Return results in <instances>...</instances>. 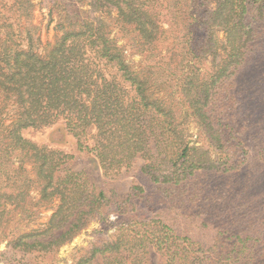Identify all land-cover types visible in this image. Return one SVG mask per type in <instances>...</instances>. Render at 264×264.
<instances>
[{
	"label": "trees",
	"instance_id": "trees-1",
	"mask_svg": "<svg viewBox=\"0 0 264 264\" xmlns=\"http://www.w3.org/2000/svg\"><path fill=\"white\" fill-rule=\"evenodd\" d=\"M44 1L62 9L67 25L60 24L41 56L29 0H0V13L8 16L0 33V243L6 241L0 262L53 264L60 247L91 222L107 225L116 215L129 219L111 234L95 230L89 254L74 264H147L148 245L165 264H264V138L258 139L257 173L219 112L226 97L233 99L231 77L248 63L264 30V0H177L174 10L169 0ZM113 12L121 30H132L122 44L99 15ZM175 13L172 22L164 18ZM14 15L27 17L23 30ZM164 35L170 42L161 46ZM134 55L140 60L131 62ZM209 57L211 68L203 73ZM12 97L18 114L8 124ZM189 120L203 142L188 138ZM58 123L107 176L142 159L140 172L158 191L150 194L141 184L122 194L97 191L68 165L73 154L24 135ZM17 151L23 158L15 165ZM26 159L36 171L40 200L55 204L44 228L20 232L39 216ZM153 201L160 206L153 216L132 218Z\"/></svg>",
	"mask_w": 264,
	"mask_h": 264
},
{
	"label": "rangeland",
	"instance_id": "rangeland-1",
	"mask_svg": "<svg viewBox=\"0 0 264 264\" xmlns=\"http://www.w3.org/2000/svg\"><path fill=\"white\" fill-rule=\"evenodd\" d=\"M168 6L173 10L177 8V0H169ZM30 20L38 27V35L40 36V44L38 53L41 56H45L48 49L55 42L57 36L61 33L59 29L60 24H66L63 21L64 13L61 8L47 7V3L44 0H29ZM210 3V2H209ZM89 6L87 4L81 6L79 12L82 16L87 15ZM177 13V11H176ZM176 13L173 17L170 15L164 16L168 22L173 18H179ZM171 14V13H170ZM106 24L110 32L111 38H116L118 44L124 43L129 36L132 35V30H121V24L116 20V13L113 12L99 14ZM8 16L5 12L0 13V28L7 20ZM15 25L19 30H23L26 26L27 17L25 15H14L12 18ZM164 28L168 27V24L162 25ZM259 27V26H258ZM2 33V28L1 32ZM223 31L219 32V37L223 38ZM162 39V40H161ZM159 44L166 46L170 40L167 35L161 37ZM251 55L249 61L244 66L240 67L232 78L234 86L231 90L230 97H226L224 101L225 107L220 108L219 112L224 122H229L235 129L237 136L243 141L247 149L249 150V161L254 166V171L259 172L260 166L256 165L258 159V151L263 147L259 144L258 139L264 138V30H261L258 37L252 43ZM139 55L133 57L128 56L131 62H137L140 60ZM212 57L202 66L203 73L209 72L211 68ZM227 83V82H225ZM223 95V94H221ZM4 99L3 92H0V103ZM221 104V99H220ZM18 106L15 102V97L8 99V106L6 107V123L10 124L17 116ZM188 138L195 141H204V137L201 134L200 127L193 120L187 122ZM24 135L29 139L36 141L39 144L47 145L53 148H59L67 153L73 154L74 158L69 161V166L76 171H82L97 191H103L107 195L111 193L122 194L128 192L130 188L135 184L143 185L147 192L150 194L156 193L158 190L155 188L157 185L150 181V178L140 172V167L143 163L142 159H137L134 167L127 171H123L118 176H107L104 174L102 167L100 166L98 159L95 155L89 151H79L77 148L76 139L64 129L63 124L58 123L56 125L35 130L27 129L24 131ZM199 144V143H198ZM23 158V153L20 151L15 152L13 159L15 165H18ZM25 165L29 171L30 176L35 180L33 189L30 190V199L33 201H39V216L36 219V223L31 226H20L19 231L25 232L32 228H44L54 211V202L41 201V194L38 188L37 174L33 167L32 161L25 160ZM261 173V172H259ZM221 183V181H220ZM151 205L150 202L143 203L138 208V213L132 216V218H143L153 216L160 208L156 203ZM175 213L169 215L175 216ZM20 214H16L14 222L15 224ZM129 216L117 217L113 215L107 225H101L98 222H91L86 228H84L78 235H76L70 242L62 245L56 255V262L53 264H74L75 258L79 255L89 254V248L92 245L94 239L95 230L108 229L109 234L115 232L119 223L127 221ZM44 239V238H43ZM6 249V241L0 243V251ZM144 257L147 264H165V258L158 253L155 248L148 245L144 252ZM97 260H100L98 258ZM0 264H4L0 262ZM42 264H47L44 262Z\"/></svg>",
	"mask_w": 264,
	"mask_h": 264
}]
</instances>
